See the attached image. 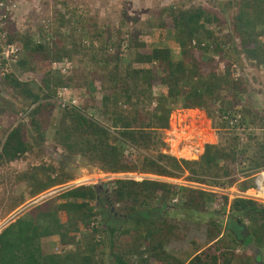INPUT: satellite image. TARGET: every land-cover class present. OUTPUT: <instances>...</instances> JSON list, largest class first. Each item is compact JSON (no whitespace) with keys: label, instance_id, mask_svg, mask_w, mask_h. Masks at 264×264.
I'll return each instance as SVG.
<instances>
[{"label":"trees","instance_id":"trees-1","mask_svg":"<svg viewBox=\"0 0 264 264\" xmlns=\"http://www.w3.org/2000/svg\"><path fill=\"white\" fill-rule=\"evenodd\" d=\"M68 1H58L51 35L43 31L46 20L11 27L9 39L22 45L23 54L4 86L18 92L20 109L0 113V166L41 160L61 104L56 100L64 99L59 89L73 86L82 90L83 102L63 107L52 137L69 157L104 173L188 174L189 181L215 186L243 178V190L254 187L264 171V109L255 105L243 60L264 68V0H208L211 7L175 0L129 33L122 31L124 19L115 33L99 30L92 19L86 26ZM36 28L40 41L34 40ZM159 29L173 47L145 42ZM54 63L66 73L54 72ZM26 76L37 80L24 81ZM180 107L207 114L211 140L197 160L163 152L161 132ZM131 146L139 155L126 153ZM43 164L17 175L18 195L10 196L2 217L23 206L26 195L35 198L77 179L62 164ZM107 190L104 199L94 185H81L17 216L0 233V264H264V204L258 201L235 199L226 215V195L161 180L116 179ZM176 197L180 203L174 206ZM229 217L250 232L245 244L226 228ZM51 236L70 249L44 252L42 240ZM250 242L262 251L258 259L246 246Z\"/></svg>","mask_w":264,"mask_h":264},{"label":"rangeland","instance_id":"rangeland-1","mask_svg":"<svg viewBox=\"0 0 264 264\" xmlns=\"http://www.w3.org/2000/svg\"><path fill=\"white\" fill-rule=\"evenodd\" d=\"M58 1L60 2L62 0H27L26 4L27 5L29 4L31 6V7L27 6L26 8L27 10H29L28 12L29 18L22 19V21L20 20L19 25L23 26V23L26 22L27 24L25 23V25H27L28 28V26L33 27L34 24L36 25V23H40L46 20L47 24L50 27L49 34L51 35L52 33L51 30L56 26L57 20H59V17L55 14V10H54L55 8L59 9ZM173 1L175 0H69L68 3L70 9L73 10L78 9L79 14L80 13L83 14L84 18L82 19V21L83 23L86 24L88 23L86 26L88 25L90 26L91 21L96 20L99 28H101V29L99 28L97 29L99 30L108 29L109 33H115L114 29H117V26L120 27L122 24H124L125 23L123 22L124 19L126 20V25L122 28V31L129 33L132 30H138V28L139 30H141L140 26L146 27L148 21H150V19H152L153 17L157 16V12L161 7H164L172 3ZM194 4L197 6L202 4L207 7H211V2H209L208 0H196L194 1ZM34 34H35L34 38L36 35L41 36L40 30H38L37 28L34 30ZM165 35H166L165 32L161 29L154 30L152 34L146 35L144 37V40L149 45L153 44V45H159L161 47L162 46L173 47L172 42L167 40ZM84 43L88 46L92 45V41L90 39L84 40ZM99 43H97L98 47L100 46ZM175 51L179 52V48L177 46L175 48ZM71 64L67 65L66 69L71 67L72 66ZM87 64L88 61L85 62V67H87ZM243 64H244V72L246 77L248 78L249 85L251 89L252 88L255 89V92L253 94L255 95L254 96L255 105L260 107L261 109H264V68L255 66L254 64L250 63L247 59L243 60ZM207 68L208 66H205V69ZM234 68L238 69V66ZM52 69L55 72L53 65H52ZM56 69L58 74L63 75V72L66 73L64 67H57ZM28 80H31V83L33 82L35 83L37 79L31 76H26L24 81H28ZM4 81H5V77H2L0 75V113H4L6 111H12L15 108L20 109V103L18 102V92L16 93L14 90H9L5 88ZM66 89L67 91L63 92ZM159 89H166V88H157L156 93H159L160 91ZM59 90L61 91V95L64 97V99L68 100L67 105L70 104L72 106H80L81 103L83 102V96H82L83 93L80 88H76L72 86L71 88L64 87L62 89L60 88ZM64 99L62 100V102L61 99L56 100V101H60L61 104L56 108L57 113L54 117L51 130L48 133L49 141L45 143V153H43L44 155L43 157H40L41 160L32 158L30 159L31 162L29 161L26 162L23 161L18 163L15 162L10 165L0 166V202L3 198H6L1 207L2 211L0 213V230H2V228L5 225H7L11 220H14L17 216H19L26 210L30 209L31 207L36 206L44 201L50 200L54 197H57L59 194L71 188H75L81 185H95L102 182L100 197L104 198L105 193H107L106 192L107 189L103 185L107 184L109 186L110 183L116 180V178L114 180H111L110 178H108V176H104V174L106 173L100 171L99 169L93 167L91 168L90 165L87 162H85L81 157H75V158L69 157L66 153L63 152L62 149L55 147V144L52 141V137L56 127L59 124V120L61 117L60 113L61 110H63L62 103ZM194 113L198 114V117L196 119H194L191 116ZM201 113L204 114L203 117L201 116ZM179 116H185V117L188 116V119L185 118L183 122H179ZM95 118L97 119L98 115H96ZM198 126L202 128V132L205 131L204 132L205 134L206 132H209L207 130L209 129V122L205 110H200V109L189 110V109H181V107L175 110L172 114L170 128L161 132L162 140L166 144V146L163 148V152L176 155L180 159L184 158L182 157V155L187 154L191 156L192 154H194L193 152L190 154L189 151H191V149L195 150L197 146H200L204 144V142L211 140V137L209 135H207L206 137H200ZM4 127L5 125L3 124V129ZM182 129L183 130L187 129L185 132L186 134H183L181 132ZM1 132H2V128L0 129V134ZM27 132L30 133L29 131ZM173 133H175L176 135L174 136ZM190 133H192V135L193 133H195L196 135L195 139H191L189 137ZM224 133H225L224 130H222V132L220 131L219 134L217 135L219 141L221 140L224 141L223 140ZM131 147L135 148L134 146ZM128 149L129 148L127 147L126 153ZM183 150L185 151V153L183 152ZM139 153L140 151L137 150L135 153H129V154L139 155ZM186 159L197 160L198 156L194 154L192 158H186ZM42 163H44L43 166L45 165L47 167H49V165H53L55 167H59L60 164L64 165L65 168L68 171H70V173H73L74 176H76V178L80 180V184L73 187L72 186L65 187L63 185L58 186L53 189H50L45 193L40 194L35 198H30V196L26 195L28 201L23 206H21L12 214L6 217H2L4 207L6 206V204H8L7 203L8 200H11L10 196L15 194L18 195L17 190H19L20 182L19 183L16 182L17 175L19 176L21 173L28 171L31 168L30 166L31 164L41 165ZM186 175L188 177V174ZM104 205L107 206V204ZM206 216L207 214L204 215V217ZM181 217L183 218L184 215L181 214ZM194 222L197 223L196 221ZM42 243H43L44 252L54 253L57 243L59 244L60 242L58 236H51L48 238H44L42 240Z\"/></svg>","mask_w":264,"mask_h":264},{"label":"built area","instance_id":"built-area-1","mask_svg":"<svg viewBox=\"0 0 264 264\" xmlns=\"http://www.w3.org/2000/svg\"><path fill=\"white\" fill-rule=\"evenodd\" d=\"M24 0H0V75L4 77L5 75H9L14 72V68L17 65L20 57L23 54V47L21 44H19L17 41H10L9 37L10 34H12V29L16 28L18 29L19 21L22 19H28L29 18V10H27V4L24 2ZM26 22L23 23V29H27V25H25ZM27 24V23H26ZM29 27V26H28ZM44 32L49 34L50 33V27L48 24L44 27ZM43 32V33H44ZM35 41H40V36H35ZM39 39V40H37ZM123 50H126V46H124ZM57 67H60L59 64L54 63L53 68L56 69ZM67 91L64 90L63 92ZM68 100L64 99L62 107H65L67 105ZM75 102V101H74ZM241 116L237 115V119H240ZM232 125L236 127V131L243 133L245 132V127L241 125L235 126V123L232 122ZM187 129H182L181 132L183 134H186ZM209 131V129H208ZM208 132H206L207 134ZM174 136L176 135L173 133ZM202 145L197 146L194 149H191L190 154L193 152L195 155L200 156ZM137 149L133 147H129L127 150V153H135ZM184 151V150H183ZM187 153V152H186ZM172 155V154H171ZM176 156V155H174ZM178 157V156H176ZM184 159L191 158L189 155H182ZM99 174V173H98ZM104 176H108L111 180L116 179H132L136 181H143L148 179H154V180H161L165 181L174 185H177L180 187H193L205 190L207 192L216 193V194H223L226 195L229 199V205L226 208V215L229 214L230 210V204L235 199H252L255 201H258L259 203L264 204V171L258 173L255 176V185L254 187H251L247 190H243L240 186V184L243 182V178L240 179L237 183H234L233 185L225 184L223 186H215V185H206V184H200L196 182H192L187 180V175H184L181 178H167V177H159L152 174H142L138 172H129V173H106ZM102 178V177H101ZM100 180V179H99ZM80 184V180H76L74 182H70L65 187L70 186H77ZM180 203V198L176 197L172 200V205H178ZM220 206H215L214 210L219 209ZM226 217V216H225ZM227 218V217H226ZM225 218V219H226ZM64 248L61 245H57L56 252L60 253ZM69 249L68 247L65 248V250ZM237 252H241V249H238Z\"/></svg>","mask_w":264,"mask_h":264},{"label":"water","instance_id":"water-1","mask_svg":"<svg viewBox=\"0 0 264 264\" xmlns=\"http://www.w3.org/2000/svg\"><path fill=\"white\" fill-rule=\"evenodd\" d=\"M101 183L102 182L94 185L95 189L97 191L102 187ZM103 186L106 189H108V185L107 184H104ZM112 211H115V208H112ZM115 215L117 216L118 213H115ZM226 228H229L230 230H232L234 232L235 235L239 236L241 238V243L242 244H245L246 239L250 235V232L248 231V229L244 225H241V224L235 222V220L232 217L228 218L227 223H226ZM246 246L252 250V252L254 253L256 259H258V257L260 255H262V251L258 247H256V245L253 242H250Z\"/></svg>","mask_w":264,"mask_h":264},{"label":"clouds","instance_id":"clouds-1","mask_svg":"<svg viewBox=\"0 0 264 264\" xmlns=\"http://www.w3.org/2000/svg\"><path fill=\"white\" fill-rule=\"evenodd\" d=\"M13 163H15V162H13ZM13 163H12V164H13ZM16 163H18V162H16ZM76 180H78V179H76ZM76 180H75V181H76ZM69 183H70V182H69ZM65 185H66V184H65ZM60 186H62V185H60ZM63 186H64V185H63ZM57 187H58V186H57ZM46 192H47V191H46ZM44 193H45V192H44ZM12 221H13V220H11L10 222H12ZM10 222H9V223H10ZM9 223H8V224H9ZM226 223H227V222H226ZM8 224H7V225H8ZM7 225H5L4 227H6ZM4 227L2 228V230L4 229ZM2 230H0V233H1ZM58 238H59V237H58ZM59 242H60V241H59ZM57 245H61V244H60V243H59V244L57 243ZM57 245H56V247H57ZM61 246H62V245H61ZM56 247H55V252H54V253H57V252H56ZM62 247H63V246H62ZM63 248H64V249H63L61 252L65 251V248H67V247H63ZM68 248H70V247H68ZM67 250H68V249H67ZM61 252H60V253H61Z\"/></svg>","mask_w":264,"mask_h":264},{"label":"bare ground","instance_id":"bare-ground-1","mask_svg":"<svg viewBox=\"0 0 264 264\" xmlns=\"http://www.w3.org/2000/svg\"><path fill=\"white\" fill-rule=\"evenodd\" d=\"M183 152L185 153V151H183ZM193 155H194V154H192L191 156L189 155V156L192 158ZM194 158H195V157H194Z\"/></svg>","mask_w":264,"mask_h":264},{"label":"crops","instance_id":"crops-1","mask_svg":"<svg viewBox=\"0 0 264 264\" xmlns=\"http://www.w3.org/2000/svg\"><path fill=\"white\" fill-rule=\"evenodd\" d=\"M208 130V129H207ZM207 135H209V132H208V134ZM210 136V135H209ZM53 189V188H52ZM49 191V190H48ZM56 240H57V237H56Z\"/></svg>","mask_w":264,"mask_h":264},{"label":"flooded vegetation","instance_id":"flooded-vegetation-1","mask_svg":"<svg viewBox=\"0 0 264 264\" xmlns=\"http://www.w3.org/2000/svg\"><path fill=\"white\" fill-rule=\"evenodd\" d=\"M101 190V188L99 189V191Z\"/></svg>","mask_w":264,"mask_h":264}]
</instances>
